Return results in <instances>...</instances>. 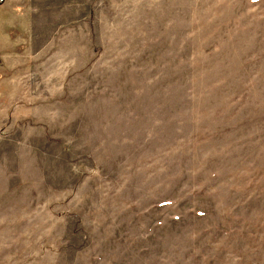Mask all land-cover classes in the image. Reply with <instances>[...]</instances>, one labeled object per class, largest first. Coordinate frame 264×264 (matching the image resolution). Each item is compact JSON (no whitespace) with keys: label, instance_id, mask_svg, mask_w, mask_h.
Returning a JSON list of instances; mask_svg holds the SVG:
<instances>
[{"label":"rangeland","instance_id":"obj_1","mask_svg":"<svg viewBox=\"0 0 264 264\" xmlns=\"http://www.w3.org/2000/svg\"><path fill=\"white\" fill-rule=\"evenodd\" d=\"M0 264H264V0H0Z\"/></svg>","mask_w":264,"mask_h":264}]
</instances>
